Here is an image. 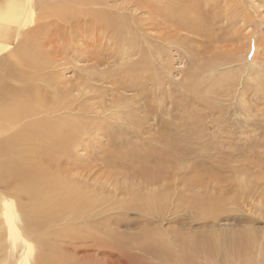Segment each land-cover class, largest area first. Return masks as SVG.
<instances>
[{"label": "rangeland", "instance_id": "obj_1", "mask_svg": "<svg viewBox=\"0 0 264 264\" xmlns=\"http://www.w3.org/2000/svg\"><path fill=\"white\" fill-rule=\"evenodd\" d=\"M31 3L34 22L21 33H33L41 57H29L30 46L23 62L12 56L24 36L0 54V102L39 107L22 119L29 136L0 134V192L16 202L21 225L48 220L55 205V234L75 237L55 241L65 263L163 264L97 239L109 234L162 238L164 264L184 260L180 252L192 264H264V0ZM194 73L203 87L187 81ZM24 175L38 196L21 192ZM160 193L159 214L144 196ZM209 201L225 213L203 219ZM46 245L34 242L32 256Z\"/></svg>", "mask_w": 264, "mask_h": 264}, {"label": "bare ground", "instance_id": "obj_2", "mask_svg": "<svg viewBox=\"0 0 264 264\" xmlns=\"http://www.w3.org/2000/svg\"><path fill=\"white\" fill-rule=\"evenodd\" d=\"M32 0H1L0 1V54L4 51V50H7L9 45H10V41L12 40H15L17 39L18 37L20 38V36H24V40L21 41L22 43L18 45V47H16V49L14 50V55H12L13 57L15 56V58H19L22 60L23 62V59L26 57L25 55V50H28L27 47L30 46L31 48V54L29 55V57H32V58H40L41 57V53L40 51L38 50L37 51V48H36V45L33 43L32 39H33V33L32 32H27L25 35L23 33H21L22 29L24 27H26L28 24L30 23H33V17H34V8H33V5L31 3ZM72 2H75L76 4L78 5H82L84 6L85 3H93L94 0H71ZM84 4V5H83ZM48 5V4H47ZM46 4L43 5L41 4V7L45 8V6H47ZM48 7V6H47ZM77 9V8H76ZM82 9V8H81ZM79 11V10H78ZM70 12V11H69ZM82 12V11H81ZM197 12V11H196ZM194 12V13H196ZM56 13L61 17H64L66 14L65 11H63L62 9L60 10H57ZM71 13V12H70ZM193 17V16H192ZM35 18V17H34ZM31 26V25H30ZM29 29V28H28ZM24 31V30H23ZM30 31V30H29ZM37 44V42H36ZM255 45V44H254ZM29 48V47H28ZM13 50H11L12 52ZM33 51V52H32ZM11 52L8 53L11 55ZM236 59H239V55L235 56ZM16 58V59H17ZM10 59H11V56H10ZM8 58V60L6 61L5 59L3 60L4 63H8L10 62V60ZM2 61V62H3ZM32 61V60H31ZM239 61V60H238ZM12 62L15 63V61L13 60ZM21 62V61H19ZM13 64V63H12ZM210 67L207 68V72H209L210 74H212V67H215L214 65L212 64H209ZM28 66H31V64H29ZM2 67V66H1ZM19 68V66H18ZM197 68H201L197 66ZM196 70V68H195ZM206 71V70H205ZM22 72V71H21ZM193 72V71H192ZM195 72V71H194ZM23 74V73H22ZM21 76V74H20ZM200 76L201 75H196V73H194L193 75H191L189 77V83L192 84V87H200L202 86L203 87V84H204V81H203V78L202 80L200 79ZM22 77V76H21ZM20 77V78H21ZM204 77V76H203ZM7 78L9 80H12L14 81V76L13 74H8L7 75ZM19 78V77H17ZM205 78V77H204ZM209 78V77H208ZM16 79V78H15ZM0 80H1V73H0ZM17 80V79H16ZM207 80V79H206ZM185 81V80H184ZM17 82V81H16ZM1 84V82H0ZM185 85V83H184ZM190 85V84H189ZM206 86V85H205ZM213 85H210L207 84L206 88L207 90L212 88ZM186 87V86H185ZM190 87V86H189ZM205 88V87H204ZM190 89H193V88H190ZM201 89V88H200ZM206 90V91H207ZM191 91V90H190ZM202 92V91H200ZM19 94H22V93H19ZM2 93L0 92V101L1 99L3 98V96H1ZM15 102L17 103H14L15 105H13V107H8L6 104H3L0 102V134L3 132V131H6L8 132V130H12L14 128H17V131L14 133L16 135H21L23 137H26V136H29L28 135V127L26 126V124H23L22 125V119L25 118V117H28L30 115H33L35 114L37 111L38 108H32L31 106L29 107L27 104L25 105L24 103L23 104H19L18 101L15 100ZM24 102V101H23ZM35 104V103H34ZM43 110V109H42ZM46 111V110H45ZM50 111V109H49ZM35 112V113H34ZM51 112V111H50ZM39 113V111H38ZM30 118V117H29ZM32 119V118H31ZM25 121V120H24ZM31 121V120H30ZM27 122V121H26ZM29 123V122H28ZM22 125V127H21ZM21 127L18 129V127ZM25 128H27L25 130ZM14 131V130H13ZM29 132H31V130H29ZM59 132V130L57 131ZM25 133V134H24ZM60 134V132H59ZM66 132H63L62 135L65 136ZM43 135V134H42ZM57 135V134H56ZM61 135V134H60ZM42 137V136H41ZM44 137V136H43ZM53 137V136H52ZM45 139H47L46 137H44ZM23 138L21 137V140ZM28 139V138H27ZM35 140V138H34ZM26 145H24L25 147L29 148L30 145H28L27 143H29L30 140H28L26 142V139L24 138V140H22ZM47 142V141H45ZM64 143V142H63ZM48 144V143H47ZM39 146V145H38ZM49 146V145H48ZM47 146V147H48ZM31 147V146H30ZM37 147V146H36ZM46 147V146H45ZM51 148V146H49ZM43 148V147H42ZM25 150V149H24ZM57 150V149H56ZM43 151V150H41ZM38 152V151H37ZM22 178V177H21ZM29 178V180L31 179L30 176L28 177L27 175H24L23 176V185H22V188H24V190H22L21 192L23 193H30L32 196L35 194L36 196H38L35 191H36V188L33 186H28V187H25L24 186V183H29L30 181L27 179ZM32 180H34L32 178ZM243 180V179H242ZM32 182V181H31ZM30 182V183H31ZM37 182V181H36ZM21 185V184H20ZM33 185V183H32ZM13 186V185H12ZM240 186V185H239ZM243 186V185H242ZM46 188V187H45ZM243 188V187H242ZM79 189V188H78ZM241 189V188H240ZM49 190V189H48ZM4 193V192H3ZM2 192H0V252L2 255V258H1V262L0 264H7L8 260L11 258H13V263L14 264H49V263H53V264H72V261L71 263H65L66 260H68V258L66 257H62L61 256V253H59L57 250H59L58 248H60V246H56L55 244V241L57 239L59 240H62L64 242H66L67 240H72L75 238L73 237L72 235H64V236H61L58 235V234H55L56 229H52L53 226L55 225L56 226V222L53 223L55 221V218H54V213H53V207H55V205H52L50 207L49 205V209H50V212H51V218H49L48 220L46 221H42V220H33V221H30L31 223L27 226L25 225H21V218H20V211L18 209V206L16 204V202L14 201V199L11 197V195H8V194H3ZM47 193V192H46ZM150 193V192H149ZM49 194V192H48ZM34 195V196H35ZM156 195V194H155ZM154 194H147L146 196V199H148V203H154L155 204V209L156 211L160 214V210H162L161 208L164 206H161V193L157 196H155ZM45 196V195H44ZM78 196V195H77ZM142 197V198H144ZM150 198V199H149ZM50 199V198H49ZM83 199V198H82ZM75 200V199H73ZM77 200V199H76ZM87 200V199H86ZM84 200V201H86ZM137 200V199H136ZM78 201V200H77ZM65 202V201H64ZM93 202V200H92ZM142 202V201H141ZM210 204L208 205V209L207 211H202V215H203V219H206V218H218L221 214L225 213V209L223 208V206L219 203L220 201H218L216 203V201H209ZM67 203V202H65ZM69 203V202H68ZM85 203V202H84ZM87 203V202H86ZM133 203V201H132ZM143 203V202H142ZM147 203V204H148ZM195 203V202H194ZM206 203V202H205ZM41 204V203H40ZM55 204V203H54ZM89 204V203H88ZM146 204V205H147ZM68 205V204H67ZM149 205V204H148ZM195 205V204H194ZM204 205V204H203ZM86 206V205H85ZM84 206V207H85ZM143 206V205H142ZM140 206L139 204H135V206L133 205H130L129 207H133V208H141L143 211L146 212H152L151 209L149 207H145V206ZM167 206V205H166ZM45 207V206H44ZM67 207V206H66ZM157 207V208H156ZM176 208V207H175ZM193 209V206L191 207ZM81 209V208H80ZM153 209V208H152ZM66 210V209H65ZM134 210V209H133ZM76 211V210H75ZM164 211H165V208H164ZM77 212V211H76ZM53 213V214H52ZM56 213V212H55ZM58 213V212H57ZM155 213V212H154ZM163 213V212H162ZM50 215V214H49ZM56 215V214H55ZM94 215V214H92ZM164 215V214H163ZM57 217V216H56ZM94 217V216H93ZM69 218V217H68ZM24 219V218H22ZM74 219V218H73ZM71 220V219H70ZM69 220V221H70ZM78 220V219H77ZM27 221V220H26ZM68 221V220H67ZM23 222V221H22ZM75 222V221H74ZM25 223V221L23 222ZM27 223V222H26ZM48 224V225H47ZM50 224V225H49ZM48 227H47V226ZM93 225V224H92ZM31 226V228L29 227ZM105 226V225H104ZM28 229H27V228ZM43 227H47L48 229L44 230ZM50 227V228H49ZM72 227V226H71ZM105 228V227H104ZM50 229V230H49ZM111 229V228H110ZM38 230H43V233L40 234V231ZM49 230V231H48ZM103 234H105V232L107 233L108 231L106 229H103ZM46 231L48 232H51L53 233L52 235L53 236H57V237H53L54 240L52 241V237H50L49 235L50 234H45ZM61 231V230H59ZM97 232V231H96ZM95 232V233H96ZM248 232V231H247ZM100 233H102L100 231ZM218 233V232H217ZM216 233V234H217ZM236 233V232H235ZM246 233V232H245ZM244 233V234H245ZM94 234V233H93ZM97 234V233H96ZM227 234V232H226ZM233 234V232H232ZM240 234V233H239ZM243 234V235H244ZM247 234V233H246ZM90 235V234H89ZM88 235V236H89ZM95 235V234H94ZM215 235V233H214ZM223 235V234H221ZM87 236V237H88ZM92 236V235H91ZM101 235H99V237L97 239H101L102 240H106V241H114L117 243V245L120 246V248H125V249H130V250H133L135 252H140V253H143V254H136V256H138L139 258H144L143 256H146L150 255L151 259L152 260H157L158 262H162L163 264L164 263H169L170 261H167L170 257V251L167 250L169 249L170 245L166 242L163 241L162 238H157V237H149V236H145L143 237L142 239H138V240H134V239H129L127 241H123L121 240L119 237H115L113 235H110L109 234H106V237L103 236L101 237ZM218 236V235H217ZM233 236V235H232ZM242 236V234H241ZM60 237V238H58ZM140 237V235H139ZM224 238V236H222ZM227 237V236H226ZM230 237V236H229ZM234 237V236H233ZM240 237V236H239ZM237 237V240L238 242H242L240 241V238ZM245 237V236H244ZM243 237V238H244ZM248 237H250L248 235ZM252 237V236H251ZM250 237V238H251ZM250 238H248L247 240H250ZM91 239V238H90ZM214 239V238H213ZM92 240V239H91ZM90 240V241H91ZM94 240V239H93ZM96 240V239H95ZM98 240V241H99ZM134 242V243H131L130 242ZM226 240V239H224ZM229 240V239H228ZM237 242L236 239H233ZM252 240V239H251ZM250 240V241H251ZM36 241H39L42 243V241L44 243H47V245L50 246V248H48V251L46 250L45 253L42 254V258L40 259V257H34L32 256L33 255V250L35 249V246H34V242ZM178 241V240H177ZM229 245L231 247V249L233 250L235 248V244L236 242H234V246L231 244L233 242H231V240H229ZM250 241H246L247 243L250 242ZM254 241L253 243H255V240H252ZM237 242V243H238ZM99 243V242H98ZM97 243V244H98ZM226 243L228 244V242H225V245ZM96 244V243H95ZM188 244V243H187ZM241 245V243H238ZM46 245V246H47ZM99 245V244H98ZM220 245V244H219ZM224 245V246H225ZM237 245V244H236ZM243 245H245V243H243ZM248 246V244H246ZM250 245V244H249ZM253 245V244H252ZM43 246V245H42ZM223 246V245H222ZM233 246V247H232ZM44 247V246H43ZM180 247V245H179ZM187 247V246H186ZM229 247V246H228ZM238 247V245L236 246ZM244 247V246H243ZM185 248V247H184ZM222 248V247H221ZM244 248H247V247H244ZM263 248V246H262ZM50 249H52V252L50 253ZM182 249V248H181ZM188 249L190 250V252H196L198 249H199V246L193 242L192 243V246H188ZM205 249V248H203ZM230 249V248H229ZM243 249V248H242ZM54 250V251H53ZM62 251V249H60ZM206 250V249H205ZM237 251V249H235ZM234 250V251H235ZM240 250L239 253L242 251L241 248L238 249ZM244 250V249H243ZM248 251L249 253V250L248 248L245 249ZM252 250V248L250 249ZM263 252L264 249H261ZM183 251V250H181ZM172 252V251H171ZM189 252V251H188ZM228 252H231V250H228ZM245 252V251H244ZM182 254V258L184 260H180L178 259L176 262H178V264H192L193 263V258H189L187 256V254L185 255V253L183 252H180ZM237 254H239L238 252H236ZM133 254V253H132ZM201 254V253H200ZM204 254V253H203ZM208 254V253H207ZM234 255V253H232ZM240 254H243L242 252ZM247 255V253H245ZM244 254V255H245ZM226 255V254H225ZM243 255V257H244ZM245 255V256H246ZM264 255V254H263ZM39 256V255H38ZM97 256V255H96ZM193 256V255H192ZM209 256V255H208ZM231 256V255H230ZM241 257V255H239ZM239 256L238 259H239ZM178 257H181V256H178ZM191 257V256H190ZM206 257V256H205ZM234 257V256H233ZM241 258L245 260V257L244 258ZM189 258V259H187ZM199 258V256H198ZM209 258V257H208ZM235 258V257H234ZM247 258V257H246ZM174 259V258H173ZM187 259V260H186ZM224 259V258H223ZM221 259V260H223ZM42 260H43V263H42ZM62 260V261H61ZM229 260V258H228ZM237 260V259H236ZM235 259L232 260V263L231 264H236ZM240 260V259H239ZM240 260V261H241ZM47 261V262H46ZM206 261V260H205ZM230 261V260H229ZM238 261V260H237ZM260 261V260H259ZM210 262V260H209ZM239 262V261H238ZM237 262V263H238ZM243 262V261H241ZM247 262V261H246ZM11 263V262H10ZM157 263V262H156ZM74 264V263H73ZM220 264V263H219ZM222 264V263H221ZM240 264V263H239ZM243 264V263H241Z\"/></svg>", "mask_w": 264, "mask_h": 264}]
</instances>
